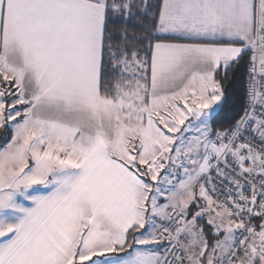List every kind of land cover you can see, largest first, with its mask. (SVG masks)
Returning <instances> with one entry per match:
<instances>
[{"label": "snow or ice", "instance_id": "6c2138e0", "mask_svg": "<svg viewBox=\"0 0 264 264\" xmlns=\"http://www.w3.org/2000/svg\"><path fill=\"white\" fill-rule=\"evenodd\" d=\"M0 132V264H264V0H0Z\"/></svg>", "mask_w": 264, "mask_h": 264}, {"label": "trees", "instance_id": "16d2710c", "mask_svg": "<svg viewBox=\"0 0 264 264\" xmlns=\"http://www.w3.org/2000/svg\"><path fill=\"white\" fill-rule=\"evenodd\" d=\"M245 77L246 69L241 67L235 72L234 76H230V79L225 82V92L227 100L225 101L223 109L220 111L218 121L222 122L224 126L234 122L238 119L243 112V106L245 101ZM11 133H8V139H10ZM6 141L3 139V133L0 132V147L4 145ZM206 228V221H203ZM258 224L259 221H256Z\"/></svg>", "mask_w": 264, "mask_h": 264}, {"label": "built area", "instance_id": "2783aa9c", "mask_svg": "<svg viewBox=\"0 0 264 264\" xmlns=\"http://www.w3.org/2000/svg\"><path fill=\"white\" fill-rule=\"evenodd\" d=\"M245 81H246V77H245ZM242 114H243V112H242ZM242 114H241V115H242Z\"/></svg>", "mask_w": 264, "mask_h": 264}, {"label": "rangeland", "instance_id": "374dc122", "mask_svg": "<svg viewBox=\"0 0 264 264\" xmlns=\"http://www.w3.org/2000/svg\"><path fill=\"white\" fill-rule=\"evenodd\" d=\"M2 147V146H1ZM206 221V220H205Z\"/></svg>", "mask_w": 264, "mask_h": 264}]
</instances>
